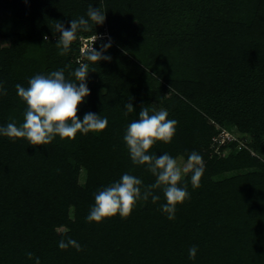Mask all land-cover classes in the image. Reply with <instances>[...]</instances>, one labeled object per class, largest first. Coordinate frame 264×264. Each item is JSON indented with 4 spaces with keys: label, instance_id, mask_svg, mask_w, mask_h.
Instances as JSON below:
<instances>
[{
    "label": "trees",
    "instance_id": "16d2710c",
    "mask_svg": "<svg viewBox=\"0 0 264 264\" xmlns=\"http://www.w3.org/2000/svg\"><path fill=\"white\" fill-rule=\"evenodd\" d=\"M90 5L102 7L105 22L89 21L59 55L55 24L87 19ZM99 33L93 45L110 42L111 60L93 63L81 37ZM78 61L89 64L90 94L77 115L109 123L47 145L0 135V264H264V0H0V126L23 123L16 84L60 69L75 82ZM126 103L134 106L127 115ZM142 106L178 122L172 141L149 153L197 151L200 187L185 179L190 198L174 220L156 190L159 201H138L126 218L89 223L94 194L125 172L155 182L123 139ZM223 129L233 138L219 144ZM68 238L82 250H61Z\"/></svg>",
    "mask_w": 264,
    "mask_h": 264
},
{
    "label": "clouds",
    "instance_id": "9594fccd",
    "mask_svg": "<svg viewBox=\"0 0 264 264\" xmlns=\"http://www.w3.org/2000/svg\"><path fill=\"white\" fill-rule=\"evenodd\" d=\"M106 20V13L102 7L89 6L87 19L84 16L72 19L70 27L57 21L55 33H59L56 47L59 55H66L73 41L77 38L78 31H90L91 21L94 25H102ZM48 40L47 35L44 37ZM111 47V43L101 45L98 51L94 45L81 48V55L90 62L111 60V56L104 53ZM79 67L71 73L75 82L66 78L64 70L52 71L48 74H36L28 81V86L16 84L18 97L26 104L23 123L17 126L10 122L6 126H0V135L10 139L24 138L29 144L47 145L57 136L60 139H75L77 133L87 135L89 132H101L106 129L108 119L93 112H86L81 120L77 113L79 105L90 94L87 86L89 64L78 61ZM107 92V89H103ZM0 95H7V90L0 84ZM125 115L134 110L132 103H126ZM139 118L133 120L126 127L124 142L128 149L130 159L134 165L146 166L154 177L155 182L144 185L143 181L125 172L119 180L98 190L94 194L95 203L86 217L87 222H102L103 219L117 214L126 218L132 212L136 203L140 200L147 201L151 198L153 203L160 200L156 190L163 192L166 203L161 205V210L169 220L175 219L176 206L190 198L188 181L185 177L191 173L190 182L193 189L200 187V182L205 168L203 157L197 151H192L186 163L181 166L170 154H150L149 150L156 142L170 143L176 131L177 121L169 119V113L165 109L155 110L142 106ZM61 250L70 246L81 251V245L74 239L61 240L58 244ZM198 248L193 245L188 250L189 259L194 260ZM33 253L28 252L29 259ZM36 264L40 260L36 258Z\"/></svg>",
    "mask_w": 264,
    "mask_h": 264
},
{
    "label": "built area",
    "instance_id": "2783aa9c",
    "mask_svg": "<svg viewBox=\"0 0 264 264\" xmlns=\"http://www.w3.org/2000/svg\"><path fill=\"white\" fill-rule=\"evenodd\" d=\"M100 36H105V34L99 33L91 36L81 37V48L93 46V42ZM227 138H233V134L225 129H223L214 140L219 144L223 143Z\"/></svg>",
    "mask_w": 264,
    "mask_h": 264
},
{
    "label": "rangeland",
    "instance_id": "374dc122",
    "mask_svg": "<svg viewBox=\"0 0 264 264\" xmlns=\"http://www.w3.org/2000/svg\"><path fill=\"white\" fill-rule=\"evenodd\" d=\"M89 87V86H88ZM88 96H86L83 100V102L79 105V108L83 105L84 101L86 100ZM173 158H175L181 166H183L184 163H186L187 159L183 157L182 155L178 154L176 151H171L169 153ZM191 173H189L185 179L190 180Z\"/></svg>",
    "mask_w": 264,
    "mask_h": 264
}]
</instances>
